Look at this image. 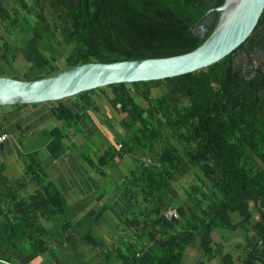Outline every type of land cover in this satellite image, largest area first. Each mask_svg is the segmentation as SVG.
<instances>
[{
  "label": "trees",
  "instance_id": "trees-1",
  "mask_svg": "<svg viewBox=\"0 0 264 264\" xmlns=\"http://www.w3.org/2000/svg\"><path fill=\"white\" fill-rule=\"evenodd\" d=\"M222 2L32 0L38 22L30 29L36 38L41 37L37 29L46 23L45 7L55 14L58 24L67 28L66 38L77 46L66 57L62 68L90 62L165 58L198 47L212 32L218 13L214 23L201 35L193 34L190 26L208 9ZM44 30L54 36L49 27ZM229 56L212 66L173 78L90 89L73 96L77 98L73 104L64 102L70 97L47 102L52 105L53 117L61 123L60 127L49 131L51 137L102 179L105 178L102 169L115 158L139 147L149 153L154 142L164 138L135 97L148 103L174 139L167 140L161 147L154 163H139L136 165L139 172L121 183L123 187L130 182L122 193L129 202L122 213V223L135 237L133 242L122 243L115 249L121 264H180L194 235L200 237L203 254L209 259L217 250L211 231L247 230L253 211L258 215V221L250 226L253 239L242 247L239 257L234 258L230 253L223 255L222 263L256 264L251 259L264 256V104L259 105L246 96L241 101L231 98ZM55 70L51 65L43 66L41 74L25 75L22 80H34ZM158 85H163L169 95L176 97V107L170 113L150 99L151 91ZM105 88L110 89V95L105 96L111 107L129 118L130 121L125 122L130 135L119 136L118 146L105 150L94 161L79 152L69 132L73 129L82 133V115L78 108L90 106L91 94ZM1 116L0 113V123ZM174 141L197 165L201 177L184 191L191 206L175 207L179 219L166 220L161 212L171 206L170 183L181 162ZM90 145L87 139V146ZM17 154L24 164L27 179L9 182L0 175V242L13 244L21 254L49 256L54 248L46 225L52 219H62L61 231L66 235L65 241L70 240V224L64 220L66 200L32 155L20 151ZM30 183H36L38 188L28 196H20L19 192ZM234 213L240 218L237 223L231 219ZM0 260L17 264L8 257Z\"/></svg>",
  "mask_w": 264,
  "mask_h": 264
},
{
  "label": "crops",
  "instance_id": "crops-1",
  "mask_svg": "<svg viewBox=\"0 0 264 264\" xmlns=\"http://www.w3.org/2000/svg\"><path fill=\"white\" fill-rule=\"evenodd\" d=\"M51 107L52 105L45 102L20 105L18 107H3L0 110L1 117H3L0 123V136L6 135V138L0 141V166L2 167L1 170L3 169L2 171L0 170V175L9 182L16 180L12 178L13 181H10L11 178L9 179L7 175L14 172L10 166L20 159L17 154L20 151L23 154L32 155L45 169L48 179L62 191L66 200L65 210L68 211L67 213L65 211L64 220L70 224L68 233L70 240L68 242L65 241L66 235L62 231L60 235L53 233V229L49 228L51 225L48 223L49 225H46V228L49 237L53 241L54 252L44 257L50 258L53 255L63 256V254H66L70 256V260L73 258L72 263L80 261L79 264H88L91 259H95L93 256L95 254L101 264H121L115 255V249L120 247L122 243L133 242L135 237L134 232L124 226L122 219L118 220L117 218L118 214L119 218L120 216L122 217L123 210L125 211L128 208L129 202L127 197L122 194L123 187L121 185L116 186L111 179L113 164L108 169L106 168L107 166L105 167V178L100 180L96 179L95 171L88 164L79 162L70 151L68 152L75 159V162L73 161L74 159H70L72 164H65L69 158L67 157L69 156L66 153L67 150H64L49 134L51 129L61 126V123L51 114ZM44 134H48L51 137V141L42 143ZM72 141L80 150L79 152L91 157L86 150L85 143L81 147L82 145H77L74 139ZM56 147L61 149L59 153ZM138 151L137 149L135 152L137 153ZM135 152L130 153L129 156L131 158L134 157ZM64 154H66V157ZM147 154L149 155L148 152ZM55 157L60 159L59 165L56 166L51 165V161ZM63 161L65 163H62ZM126 164L128 166V163ZM3 171L6 174H3ZM123 176L124 180L126 176L129 177L126 173ZM121 181L120 183L123 182ZM126 184L130 185V182L125 183L124 186ZM37 188L36 183H30L19 192V195L22 197L28 196ZM120 199L128 205L119 212L117 202ZM186 204L191 206V203ZM231 219L234 223L240 220L235 213L231 214ZM257 221L258 215L253 211L247 230L224 231L215 229L211 231L210 236L213 242L217 244V250L209 259L203 254L200 237L194 235L182 254L180 264H223L222 256L227 253L233 254L234 258L239 257L243 252L242 247L253 239L254 232L251 231L250 226ZM92 227L95 231L91 229ZM113 228L115 231H112ZM12 247L13 250L17 251L13 244ZM7 253L8 249L1 250L0 248V259L8 257ZM17 253L19 252L17 251ZM254 259L251 260L256 264H264V256ZM12 261L19 264L13 259Z\"/></svg>",
  "mask_w": 264,
  "mask_h": 264
},
{
  "label": "rangeland",
  "instance_id": "rangeland-1",
  "mask_svg": "<svg viewBox=\"0 0 264 264\" xmlns=\"http://www.w3.org/2000/svg\"><path fill=\"white\" fill-rule=\"evenodd\" d=\"M44 15L46 16V23L39 26L37 30L39 31L41 37L36 38L30 29V26H34L38 22L32 0H0V76L22 80L25 75L33 77L41 74L43 66L48 67L51 65L56 70L62 68L66 57L77 45L74 41L66 38L67 28L57 23L55 14L49 8L45 7ZM45 27H49L54 36H51L49 32L44 30ZM106 94L108 96L110 95L109 88H105L102 91L97 90L91 94L92 103L90 106L86 108L80 107L77 110L80 115H82V133L74 131L73 129L69 132L70 137L74 139L77 145H82L83 143L86 144V150L94 161H96V159L101 156L105 150L111 147H117L119 136L130 135V131L125 122V120L130 121L129 118L118 114L111 107L105 96ZM135 98L136 101L145 109V113L148 118L162 131L164 138L154 142L149 155L145 150L140 148L137 153L134 151V157L131 158L129 154L117 157L114 162L108 164L107 167L105 166L108 169V167L113 164L111 179L114 181L116 186L121 185V180L124 182L123 175L125 173L129 177L133 173H138L139 171L136 170V165L139 163L147 162L149 160L154 163L161 147L166 145L167 140H174L163 122L148 106V103L139 97ZM150 99L161 104L163 110L167 113H170L171 109L176 106V97L169 95L163 85H158L151 91ZM64 102H70L73 104L77 102V98L70 97L69 99L64 100ZM9 107L10 106H4V108ZM85 137H88V142L90 141L91 143L89 147L87 146V139ZM50 139L51 137L48 134H44L42 143L49 141ZM83 146L84 145L81 147ZM177 146L181 162L179 163L177 172L175 173V177L171 181L169 188V195L171 198L170 205L174 208L179 205L189 203L184 191L188 189L189 186L195 184L197 179L201 177V173L197 165L193 164L188 159L181 145L177 144ZM57 149L59 153L61 149ZM66 153L69 154V156H67L69 158L66 163L64 161L62 163L71 165L72 161H70V159L72 160L74 158H72L70 152L66 151ZM64 156L66 157V154H64ZM73 161L75 162V159ZM59 163V157H55V159L53 158V161H51V165L54 166L59 165ZM126 163H128V166ZM105 167L102 169L103 172L105 171ZM1 168L2 167L0 166V170ZM10 168L14 170V172L7 175L9 179L11 178L10 181H13L12 178H15L16 180L23 179V181L27 179L24 175V164L21 159H18L14 165L10 166ZM3 174L6 173L3 171ZM95 177L96 179H101L97 173H95ZM125 178H127V176ZM125 186H123L122 189H124ZM127 205L128 204H125L120 199L117 202L119 212L120 210L126 208ZM65 211L66 213L68 212L67 210ZM117 218L120 220L121 216L119 218L118 214ZM60 222H62V219L56 218L52 219L51 223H49L51 225L49 228L53 229L52 232L56 235H60L61 232ZM114 228L112 231H115ZM91 229L95 231L93 227ZM124 229L128 231L126 228ZM0 248L1 250L8 249V257L17 261L19 264L80 263V261L72 263L73 258L70 260V256L66 254H63V256L53 255L50 258H40L41 256H37L29 252L20 254L17 253L15 249L13 250L12 244L9 243L0 242ZM93 256L96 260L91 259V262L88 264H101L99 262L100 260H98V256L95 254H93Z\"/></svg>",
  "mask_w": 264,
  "mask_h": 264
},
{
  "label": "water",
  "instance_id": "water-1",
  "mask_svg": "<svg viewBox=\"0 0 264 264\" xmlns=\"http://www.w3.org/2000/svg\"><path fill=\"white\" fill-rule=\"evenodd\" d=\"M263 9L264 0H223L221 5L207 11L196 26H190L192 33L198 36L200 30H207L214 23L218 13L209 36L198 47L181 55L82 63L57 69L34 80L0 76V107L62 100L113 84L173 78L212 66L227 55H231L235 69L236 54L233 52L253 37ZM257 59H260L256 61L258 77L264 79V58L258 55Z\"/></svg>",
  "mask_w": 264,
  "mask_h": 264
},
{
  "label": "flooded vegetation",
  "instance_id": "flooded-vegetation-1",
  "mask_svg": "<svg viewBox=\"0 0 264 264\" xmlns=\"http://www.w3.org/2000/svg\"><path fill=\"white\" fill-rule=\"evenodd\" d=\"M210 9H214V8H210ZM207 11L210 10L208 9ZM198 21L193 26H196L198 24ZM205 31L206 30H200L199 35L203 34ZM254 31L255 33L253 37H250L247 41H245L243 45H240L233 52L236 54V57L234 59L236 62L235 69H233L232 67L231 55L229 56L231 62V71H232L231 74L232 87L230 89V96L232 99L238 101H241L244 96L251 97V100H253L254 102L258 101L259 105H263L264 79L263 78L260 79L258 77V73L256 70L257 67L256 61L257 62L260 61V59H257L258 55L261 58L262 57L264 58V9L257 21V25ZM262 65H264V61H262Z\"/></svg>",
  "mask_w": 264,
  "mask_h": 264
},
{
  "label": "built area",
  "instance_id": "built-area-1",
  "mask_svg": "<svg viewBox=\"0 0 264 264\" xmlns=\"http://www.w3.org/2000/svg\"><path fill=\"white\" fill-rule=\"evenodd\" d=\"M6 138V135H2L0 137V141L1 140H4ZM161 216L166 219V220H177L179 219V214L176 210V208L172 207V206H169V207H166L162 210L161 212ZM0 263H4V264H11V263H7L3 260H0Z\"/></svg>",
  "mask_w": 264,
  "mask_h": 264
}]
</instances>
